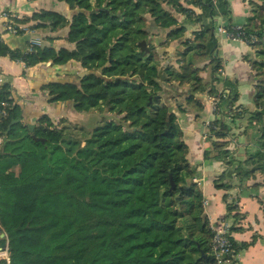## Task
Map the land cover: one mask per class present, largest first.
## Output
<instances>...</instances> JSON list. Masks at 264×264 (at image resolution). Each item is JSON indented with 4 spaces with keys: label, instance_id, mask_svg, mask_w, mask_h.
Returning <instances> with one entry per match:
<instances>
[{
    "label": "trees",
    "instance_id": "1",
    "mask_svg": "<svg viewBox=\"0 0 264 264\" xmlns=\"http://www.w3.org/2000/svg\"><path fill=\"white\" fill-rule=\"evenodd\" d=\"M60 1L75 11L73 17L41 11L32 16L38 21L33 28H68L66 40L73 49H58L54 38H46L32 51L29 44L23 50L4 44L0 58L23 63L26 70L78 62L85 72L76 81L45 86L50 102H71L81 113L107 111L121 118L104 119L82 132L72 129L78 124H57L43 115L31 131L12 99L11 84L0 85V105L8 104L1 126L6 141L0 154V220L9 237L11 264H220L213 251V224L194 182L196 169L163 92L172 85L218 97L219 117L209 125L211 151L205 157L214 154L227 165L216 185L228 192L227 219L238 220L231 182L237 178L245 184L260 175L262 182L254 187L264 188V0H245L246 24L230 20L226 27L234 36L241 33L254 51L249 64L258 79L255 111L236 114L237 83L219 76L223 63L217 56L216 18L231 17L227 0ZM195 25L198 31L184 39ZM160 32L164 40L154 43ZM177 40L183 41L175 65L163 66L158 49ZM206 71L209 81L201 77ZM188 102L200 103L195 95ZM245 115L259 136L243 161L229 149L232 121L226 120ZM13 121L20 122L9 130ZM231 241L235 258L254 243L239 245L232 236Z\"/></svg>",
    "mask_w": 264,
    "mask_h": 264
},
{
    "label": "crops",
    "instance_id": "2",
    "mask_svg": "<svg viewBox=\"0 0 264 264\" xmlns=\"http://www.w3.org/2000/svg\"><path fill=\"white\" fill-rule=\"evenodd\" d=\"M230 6L231 17L223 18L217 16V27H227L229 22L235 25L246 24L250 15L248 2L245 0H227ZM10 9L16 16L19 26L31 28V34L13 36L5 31L4 21L1 19V12ZM41 11H52L60 13L69 20L73 17V11L66 1L60 0H0V34L3 35L5 44L11 49L23 50L32 38H54L53 45L59 48L73 49L74 45L67 42L68 28L51 32L46 29L36 30L33 27L38 23L32 16ZM180 22L185 21V17L178 16ZM33 28V29H32ZM199 26H189L184 39L192 38L198 31ZM160 38H155L154 43H161L164 38L160 32ZM219 48L218 58L223 63L224 76L234 83H237V93L239 100L236 104L238 111H255L254 97L256 94L255 84L257 78L252 70L249 61L255 59L254 51L245 43L233 40L227 34L216 33ZM183 39V40H184ZM183 40H177L168 47L158 49L161 55L163 66L175 65V53L181 48ZM43 43L46 44V41ZM0 72H2L8 83L11 84L13 92L12 99L17 102L23 111V123L35 126L43 115L49 116L54 122L67 121L77 124L76 110L71 102L51 103L48 91L45 86L56 80L76 81L85 72L80 63L72 61L66 66L58 67L51 64H41L27 69L23 63L12 61L9 57L0 58ZM205 81H209V71L201 73ZM221 86V85H219ZM189 95L194 96L200 103L188 102ZM164 102L172 105V112L177 117V123L181 127L183 139L189 148L188 159L192 168L196 169L194 182L198 184L203 193L204 201L209 203L205 208L210 222L215 228H219L221 223L231 224V236L234 241L241 245L254 242L247 250L240 252L235 258V264H264V207L261 199L264 200V188L254 187L261 183L262 178L250 180L241 184L235 178L231 185L230 201L238 206L237 213L241 214L238 220L230 219L225 195L228 193L223 188L216 185V181L221 177L228 167L225 163L214 159V154L208 158L205 153L211 151V144L204 140L208 134V122H214L219 116L212 112V103L208 94H194L188 88L178 86H166L163 92ZM163 102V103H164ZM195 104V105H194ZM182 106L183 110H180ZM226 113V112H224ZM249 116L242 119H228V122L235 124L232 137L228 138L229 149L235 156L241 158L242 152L256 148L259 132L255 126L249 125ZM230 123V124H231Z\"/></svg>",
    "mask_w": 264,
    "mask_h": 264
},
{
    "label": "built area",
    "instance_id": "3",
    "mask_svg": "<svg viewBox=\"0 0 264 264\" xmlns=\"http://www.w3.org/2000/svg\"><path fill=\"white\" fill-rule=\"evenodd\" d=\"M1 19L4 21L5 31L13 36H19L24 34H31V28L28 26H19L17 22V16L10 10L4 9L1 12ZM240 31V29H236ZM219 34H227L229 38L233 40H238L246 44L242 40L238 33L237 36L229 33L225 27H220L218 29ZM5 44V40L3 35L0 34V47ZM29 51H32L33 47H41L43 45V41L41 38H32L29 40ZM25 66V65H24ZM219 76H224L223 68L219 70ZM7 83L5 75L0 72V85H4ZM225 93L228 94V90H225ZM210 100L212 103V112L217 115L218 105L220 104L217 96H210ZM0 108V154L2 152L4 143L6 141V136L3 134L1 130V126L4 120L8 117V104L6 102L1 103ZM211 122L207 123L208 133H209V125ZM209 134L204 137V140H207ZM209 203L207 201L204 202V207H208ZM214 237H213V251L215 256L220 264H233L235 261L234 249L231 241V225L228 222H222L219 228H215L213 226ZM0 264H11V254H10V245H9V237L1 223L0 220Z\"/></svg>",
    "mask_w": 264,
    "mask_h": 264
},
{
    "label": "rangeland",
    "instance_id": "4",
    "mask_svg": "<svg viewBox=\"0 0 264 264\" xmlns=\"http://www.w3.org/2000/svg\"><path fill=\"white\" fill-rule=\"evenodd\" d=\"M221 108H222L223 112H226V114L228 113L229 110L227 108L226 103L222 104ZM236 112H238L237 106H235V108L233 109V114H236ZM76 113H77L76 114L77 115L76 116V119H77L76 123L80 126V128H78V126H75L72 124L73 125L72 129L82 130V132L83 131H87V132L92 131L94 128H96L98 125H100L104 119L107 121H112V120H118L121 118V116H117L115 114H110L107 111L104 113H101L100 111H91L88 113H81V112L76 111ZM236 120L237 119H235L233 121L236 122ZM226 122H228V121L226 120ZM55 123L58 124V122H55ZM230 128H231V131H230L229 137L231 138L232 137V131L235 130V124L231 123ZM76 134L81 136L79 133H76ZM240 154H242V156H241V158H239V156H238V159L243 160V161H245L249 156V153L246 150H245V152H242ZM259 177H260V175H259ZM260 178H262V177H260Z\"/></svg>",
    "mask_w": 264,
    "mask_h": 264
},
{
    "label": "water",
    "instance_id": "5",
    "mask_svg": "<svg viewBox=\"0 0 264 264\" xmlns=\"http://www.w3.org/2000/svg\"><path fill=\"white\" fill-rule=\"evenodd\" d=\"M140 47H141L144 51H146V52L149 51V48H148V45H147L146 42H142V43L140 44ZM162 79H163V80L165 79L164 75H162ZM19 122H20V121H13V122L11 123L10 127H9V130L12 128L13 125H15V124H17V123H19ZM29 128H30V130L32 131V130L34 129V126L31 125V126H29Z\"/></svg>",
    "mask_w": 264,
    "mask_h": 264
}]
</instances>
